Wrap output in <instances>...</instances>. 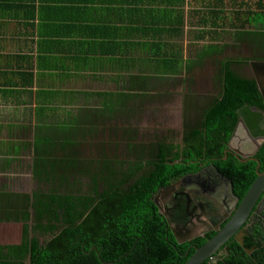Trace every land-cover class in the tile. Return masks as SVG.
<instances>
[{"label":"crops","instance_id":"1","mask_svg":"<svg viewBox=\"0 0 264 264\" xmlns=\"http://www.w3.org/2000/svg\"><path fill=\"white\" fill-rule=\"evenodd\" d=\"M260 37L264 0H0L2 199L13 195L9 186L19 168L30 161L33 172L35 155L28 159L25 155L34 154L37 134L53 135L51 130L77 119L85 129L93 126L90 114L97 107L78 106L77 101L111 103L113 119L120 93L113 88L128 89L130 76L147 78L163 71L167 80H173L211 58L218 59L214 69L219 73L220 61L245 60L235 70L257 79L264 68ZM152 40L159 43L154 45L157 51L147 45ZM184 43L191 44L190 58L183 56ZM179 57L184 67H178ZM241 66H247L245 72L252 71L251 75ZM72 107L77 108L73 115ZM57 109L65 110L62 117L52 115ZM35 117L49 121L34 124L32 130L24 120ZM13 212L4 203L0 208L2 214Z\"/></svg>","mask_w":264,"mask_h":264},{"label":"trees","instance_id":"2","mask_svg":"<svg viewBox=\"0 0 264 264\" xmlns=\"http://www.w3.org/2000/svg\"><path fill=\"white\" fill-rule=\"evenodd\" d=\"M259 39V44L264 45V37ZM147 45L157 51L154 45L159 43L152 40ZM155 57L160 58L158 53ZM220 63L221 92L196 106V117L186 118L182 151H175L179 145L172 142L162 141L149 147L143 144L136 147V161L126 168L106 163L104 171H99V167L92 169L80 157L79 141L88 133L80 119L75 124L59 125L53 135L37 134L33 172L50 185V190L36 194L31 206L39 214L40 225L35 232L50 238L46 245H40L35 237L29 239L25 226L20 245L0 244V258L7 259L4 264H26L19 259L29 253L31 264H184L188 258L182 255L185 249L159 214L152 200L154 194L172 180L197 171L201 162H214L230 176L242 196L256 178V162L241 163L232 154L226 161L222 158L238 123V110L244 105L264 109L260 86L257 79L235 70V65L244 64L245 60L227 58ZM154 73L147 78L130 76L127 91L118 93L121 108L117 112L129 106L131 97L146 95L149 81L153 83L158 78V72ZM111 106L105 103L94 110L91 123L112 119ZM256 156L261 162L260 170H264V144ZM176 160L180 162L174 163ZM86 167L91 189L84 196L82 184L78 183ZM2 196L0 208L4 203ZM28 200L30 196L24 195L25 209L29 207ZM41 221H46V225ZM9 232L3 228L1 234Z\"/></svg>","mask_w":264,"mask_h":264},{"label":"flooded vegetation","instance_id":"3","mask_svg":"<svg viewBox=\"0 0 264 264\" xmlns=\"http://www.w3.org/2000/svg\"><path fill=\"white\" fill-rule=\"evenodd\" d=\"M252 65L254 64L252 63ZM259 65H262V63ZM259 74V77L256 76L258 84L262 85L264 88V80L261 78L264 77V68L259 72ZM183 87L184 85L182 88ZM201 87L207 91L206 93L201 94V98L211 97L213 99L221 92L220 80L219 84L216 85V88L211 87L207 81L202 83ZM186 89V94H189V96L184 105L180 104V107L178 105L177 108L172 107L166 112V114H169V116L172 117L174 125L178 128V131H171V128L166 127L165 133H160V138L157 140L150 141L147 137V142L145 143L130 144V142H127L126 146L129 148L130 152V157L128 158H118L117 156H111L109 146H104L102 144L97 150L100 157L88 161L85 159L84 161L87 162L85 164H89V166L91 164L93 167L92 169L99 167V171H104V166L106 163L118 166L119 168H126L130 162L136 161L135 154L137 153V146H142L145 144L149 147L152 144L162 141L178 144L179 147L175 151H182L184 148L183 135L186 118L190 119V117H196V113L198 112L196 106L200 105V95L193 98L190 89ZM184 94L185 90L183 91V95L179 96L184 97ZM207 101H209V98L206 100V102ZM183 102L184 99L182 100V103ZM244 106H242L240 109H242ZM250 107L253 109L259 108L257 106ZM118 108L120 109L121 106H118ZM135 108L136 105H134L133 101L127 108H122V110L127 111V115L131 114V116H129L131 120H136V116L132 114L133 110L137 111ZM116 115H118V112ZM116 115L113 117V120L116 118ZM117 120V122L120 123V117ZM238 123L234 129V132L238 128L239 138H233L234 132L232 133L230 140L226 143V147L224 149L225 156L222 159L226 161L228 160V155L232 154L241 163L256 162V159H258L256 155L264 144V125H259V127L263 130V135H257L250 131V129H248L244 123L241 125H238ZM145 127H147V123H145ZM123 136L124 134L122 133V138ZM124 139H128V137L126 136ZM82 151L83 150H80V157L84 158ZM94 151H96V149H94ZM113 152L115 153V149ZM178 162H180V160H176L174 163ZM260 167L261 165L258 167L257 163L256 175L258 170L263 171L260 170ZM87 172L88 167L85 168L83 179L90 181L91 176H89ZM87 182L88 181L84 182L82 186V194L84 196L91 189ZM11 183L12 185L9 186V190H12L11 188L14 190L8 193H12L13 195L9 196L6 194V197L4 196V206L7 209L10 207L12 210H14V212L13 214H3L4 219H8L7 223H15L17 222L15 219L16 216H19L20 218L18 220H20V222H24V227H28L29 239L35 237L40 245H46V242L49 240L50 236H44L39 231L35 232V229L40 225L37 220V216L39 214L32 208L31 199H33L36 194L44 192L47 193V191L50 190V185L46 184L41 179L36 178L34 172H32L31 169L30 178H28L26 181H20L17 178L16 181ZM30 185V192H21L17 190L20 189V186L29 187ZM74 194L76 193L74 192ZM245 194L242 196L236 191L235 184L230 176L223 173L214 162H201L197 171L186 173L172 180L168 186L159 189L152 197V200L157 206L159 214L163 216L164 220L167 222L169 230L174 236L176 242L180 246L184 247L185 252L182 255L188 257L186 260L187 262L197 248L202 247L219 231H221V229L224 228L226 223L237 210ZM24 195L30 196V200L27 202L29 207L26 209L24 207ZM26 214L29 215L28 221H22L23 216ZM9 215L10 219L8 218ZM41 223L46 225V221H41ZM14 230V228H11L10 232ZM22 234L23 230H21L19 239L17 241H11L9 239L10 236L8 233L4 234L8 235L9 237L4 236V240L1 241L0 244L7 247L20 245ZM176 235L179 237L178 239ZM178 240L182 242H179ZM192 251L194 252L191 255ZM0 259L2 260V264H4L7 260L3 257ZM29 259L32 261L30 253L25 259L22 258L19 259V261H24L26 264H28ZM201 264H264V195H262V197L259 199L256 206L248 216L246 222L239 228V230L214 254L208 257Z\"/></svg>","mask_w":264,"mask_h":264},{"label":"rangeland","instance_id":"4","mask_svg":"<svg viewBox=\"0 0 264 264\" xmlns=\"http://www.w3.org/2000/svg\"><path fill=\"white\" fill-rule=\"evenodd\" d=\"M193 38H189L188 41ZM186 40H182L184 42ZM187 42V41H186ZM185 47L184 50L186 54H184V58H190L193 56L191 52H193V49L190 43H184ZM187 47V49H185ZM180 51V49H179ZM239 50H237L238 53ZM236 54V53H233ZM243 55H245V52H242ZM181 56V55H179ZM180 57L178 58V60ZM215 61V62H214ZM218 59L213 60L207 59L205 60V63L199 67L198 70L194 71H187L184 73V76L179 73L176 77L173 78V80H167L168 75H164L163 71L158 72V80H155L154 84H148L150 88L149 91L146 93V95L141 97H135L133 98L134 105H136V110H133V115L136 116V120H131L129 116L127 115V111H118V115H116V118L113 119H102L99 124L93 126L89 125L87 126V132L86 137L84 139L81 138L79 142H82L79 146L78 150H83V157L84 159L93 160L95 158H99L100 155L98 154V148L100 145H108L110 150L111 156H117L118 158H128L130 157L129 148L126 146L127 142H130V144L133 143H145L147 142V137L150 141H154L160 138V133H165V128H171V131H178V128L174 125V121L169 114H166L169 109L172 107L177 108L178 105L180 107L181 105H184V103L187 101V98L189 94H186V88H189L191 91V94L193 95V98L195 96H199V104L202 106L205 104L206 100L211 97L201 98V94L206 93L207 91L202 89L201 84L205 83L206 81L211 85V87H215L219 84V71L217 69H214L216 66V63L218 64ZM185 61L180 59L178 63V67H184ZM248 66V65H247ZM246 66V67H247ZM245 66H241L239 69L243 68V72H245L246 69ZM138 72V71H137ZM148 74L150 71H148ZM247 73V70L245 74ZM252 73V71H251ZM251 73H247L249 76ZM160 79H162V82H157ZM167 80V81H165ZM120 82L125 83L124 79L119 80ZM150 82V81H149ZM184 87L182 88V86ZM193 86V87H192ZM110 88V87H109ZM114 90L118 89L120 92L127 91L126 86L125 87H119V88H113ZM200 89V90H199ZM185 90L184 97H181L179 95H183V91ZM190 94V95H191ZM184 99V102L182 103V100ZM84 101L87 102L84 103ZM75 105L78 106H87L93 108L96 106L97 108L102 105V102L97 101H87V100H79L75 103ZM130 105V104H129ZM173 105V106H172ZM132 106V105H131ZM138 108V109H137ZM174 108V109H175ZM71 114H75L77 111L76 107H72ZM65 112L57 109L55 113L52 115H56L62 117L61 114ZM88 115L87 112L83 113V116ZM91 115V114H90ZM168 115V116H167ZM120 117V123L117 122L118 118ZM37 117V116H36ZM34 119H25L24 122L30 123V126H33L34 124L38 125V122H47L44 121V119L38 118ZM108 117V116H107ZM68 119V118H67ZM65 119V120H67ZM53 121V120H51ZM56 122H60L61 119H54ZM145 123H147V127H145ZM93 128H95L93 130ZM34 126L33 129L34 130ZM170 130V129H169ZM42 132V131H41ZM50 132V131H49ZM56 130H51V133H55ZM122 133L124 134L122 138ZM121 134V135H119ZM119 135V136H118ZM128 137V139H124V137ZM26 137L31 139L32 135L26 134ZM96 149V151H94ZM115 149V153L113 150ZM33 152L31 151L29 154L25 155V158L33 157ZM27 162V161H26ZM86 163V162H84ZM27 165L22 166L17 171V178L20 181H26L28 178H30V161L26 163ZM81 179V180H80ZM79 179L78 185L83 186L84 182L88 181L87 179H83V176L81 175ZM14 190L13 188H11ZM16 189V188H15ZM21 192H30L31 185L29 187L20 186V189H17ZM10 219V215L8 216ZM20 217L16 216L17 222L15 223H7L8 219L5 220L3 217V214L0 213V242L3 241V237L8 236L11 241H17L19 239V235L21 230L24 229V222H20L18 220ZM29 215L26 214L23 216L22 221H28ZM3 228H8V231L11 228H14L15 230L12 232H9L8 235L1 234L3 232Z\"/></svg>","mask_w":264,"mask_h":264},{"label":"water","instance_id":"5","mask_svg":"<svg viewBox=\"0 0 264 264\" xmlns=\"http://www.w3.org/2000/svg\"><path fill=\"white\" fill-rule=\"evenodd\" d=\"M260 90L264 100V88L262 87V85H260ZM238 115L240 116L238 125L244 123L253 133L257 135H263V130L259 127L260 124L264 125L263 109H253L249 105H245L238 111ZM235 137L239 138L238 128L233 134V138ZM256 162L258 163L259 167L261 165L260 161L256 159ZM262 195H264V170H258L254 182L246 192L237 210L234 212L230 220L226 223L224 228L221 229V231H219L210 241H208L202 247L197 248L194 254L188 259L185 264H201L208 257L214 254L246 222L248 216L250 215ZM176 237L177 239L179 238L177 235ZM178 241L182 242L180 240ZM28 264H31L30 259Z\"/></svg>","mask_w":264,"mask_h":264},{"label":"bare ground","instance_id":"6","mask_svg":"<svg viewBox=\"0 0 264 264\" xmlns=\"http://www.w3.org/2000/svg\"><path fill=\"white\" fill-rule=\"evenodd\" d=\"M239 121H240V120H239ZM239 121H238V122H239Z\"/></svg>","mask_w":264,"mask_h":264}]
</instances>
